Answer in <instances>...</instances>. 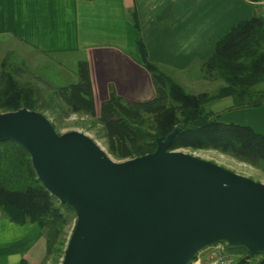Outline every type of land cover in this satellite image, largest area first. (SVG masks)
I'll use <instances>...</instances> for the list:
<instances>
[{
	"label": "water",
	"instance_id": "95a60500",
	"mask_svg": "<svg viewBox=\"0 0 264 264\" xmlns=\"http://www.w3.org/2000/svg\"><path fill=\"white\" fill-rule=\"evenodd\" d=\"M179 130L154 152L116 161L42 112L0 113V143L22 146L46 190L75 211L61 264H192L219 244L264 264V183L170 150Z\"/></svg>",
	"mask_w": 264,
	"mask_h": 264
},
{
	"label": "trees",
	"instance_id": "16d2710c",
	"mask_svg": "<svg viewBox=\"0 0 264 264\" xmlns=\"http://www.w3.org/2000/svg\"><path fill=\"white\" fill-rule=\"evenodd\" d=\"M244 1L264 5V0ZM134 20L139 29L136 12ZM138 45L140 62L151 73L155 86V96L150 100L127 99L111 86L109 98L98 112L89 63L80 61L79 82L55 91L64 106L55 102L53 94L46 102L38 87L19 81L17 71L9 69L6 58L0 73V113L21 108L43 112L50 107L57 113L86 114L94 120L93 125H99L98 132L117 160L154 152L158 138L165 139L180 129L170 150H216L256 167L264 166V133L222 122L211 109L213 103L226 97L234 99L235 109L264 105V91L258 88L264 83V16L254 14L235 25L201 63L205 80L224 83L213 94L187 92L171 74L149 59L142 39ZM0 211L14 223L37 224L41 228L47 241L46 258L64 257L66 231L76 219L75 211L46 190L38 180L29 153L13 140L0 143ZM226 249L238 257L237 264H256L259 257L243 248ZM20 264L28 263L23 259Z\"/></svg>",
	"mask_w": 264,
	"mask_h": 264
},
{
	"label": "crops",
	"instance_id": "0c3cea01",
	"mask_svg": "<svg viewBox=\"0 0 264 264\" xmlns=\"http://www.w3.org/2000/svg\"><path fill=\"white\" fill-rule=\"evenodd\" d=\"M254 14L264 16V5L244 0H0V45L11 43L19 52L46 59L80 56L88 61L99 112L111 86L130 100L155 96L151 73L140 62V39L149 59L175 76L201 65L231 28ZM234 104L226 97L211 109L222 122L264 130V105L235 109ZM46 255L47 241L37 224L19 225L0 213V264L23 259L43 264Z\"/></svg>",
	"mask_w": 264,
	"mask_h": 264
},
{
	"label": "rangeland",
	"instance_id": "374dc122",
	"mask_svg": "<svg viewBox=\"0 0 264 264\" xmlns=\"http://www.w3.org/2000/svg\"><path fill=\"white\" fill-rule=\"evenodd\" d=\"M18 48V47H16ZM7 58V65L9 69L17 71L18 79L22 84H29L34 87H38L46 98V102L49 100V96L53 94L56 103L63 104L61 98L55 96L59 88L68 86L70 84L79 82V63L80 56H69V57H54L45 58L40 57L37 54H29L25 52H19L15 49L11 43L0 45V73L2 72L4 60ZM170 74V73H169ZM175 80L184 86L187 92L191 94L209 93L213 94L224 84L221 80L211 82L204 79V74L201 66L197 62L191 69L184 73L171 75ZM259 89L264 91V83L258 86ZM49 120L55 125V129L58 133H64L71 130H79L90 137L95 139L106 152L116 161L117 160L108 150L106 140L103 139L98 132L99 125H93L94 120L86 114H72L68 111H62L57 113L50 107L43 110V112ZM259 132L264 133V130L260 129ZM179 151L190 153L196 157L204 160L211 161L218 165H221L237 174L249 177L257 182L264 183V166L256 167L250 163L240 161L230 155L221 153L216 150H204V149H193V148H179ZM1 213V211H0ZM75 214L73 215V217ZM76 219H74L68 226L66 231L67 243L73 232ZM215 247L222 249L223 246L215 245L214 247L207 248L203 251L199 257H204L208 253L216 251ZM233 253L236 251L232 250ZM261 257H257L255 261H259ZM63 259V258H62ZM62 259L56 256L46 258L44 264H61ZM256 262V263H257Z\"/></svg>",
	"mask_w": 264,
	"mask_h": 264
},
{
	"label": "built area",
	"instance_id": "2783aa9c",
	"mask_svg": "<svg viewBox=\"0 0 264 264\" xmlns=\"http://www.w3.org/2000/svg\"><path fill=\"white\" fill-rule=\"evenodd\" d=\"M213 251L216 252L208 253L203 258L199 257V254L192 264H237L238 257L230 253L225 246H223L222 249L215 247Z\"/></svg>",
	"mask_w": 264,
	"mask_h": 264
},
{
	"label": "clouds",
	"instance_id": "9594fccd",
	"mask_svg": "<svg viewBox=\"0 0 264 264\" xmlns=\"http://www.w3.org/2000/svg\"><path fill=\"white\" fill-rule=\"evenodd\" d=\"M193 39H194V38H193ZM187 47H188V45H187V44H184V45H183V48H187Z\"/></svg>",
	"mask_w": 264,
	"mask_h": 264
},
{
	"label": "flooded vegetation",
	"instance_id": "af4514ba",
	"mask_svg": "<svg viewBox=\"0 0 264 264\" xmlns=\"http://www.w3.org/2000/svg\"><path fill=\"white\" fill-rule=\"evenodd\" d=\"M260 257L262 258V256H260ZM261 258L259 259V261L261 260ZM259 261H258V262H259ZM258 262H257V263H258ZM257 263H256V264H257Z\"/></svg>",
	"mask_w": 264,
	"mask_h": 264
},
{
	"label": "bare ground",
	"instance_id": "6f19581e",
	"mask_svg": "<svg viewBox=\"0 0 264 264\" xmlns=\"http://www.w3.org/2000/svg\"><path fill=\"white\" fill-rule=\"evenodd\" d=\"M219 245H223V244H219ZM223 246H225V245H223ZM226 247V246H225ZM210 248V247H209ZM201 254V253H200Z\"/></svg>",
	"mask_w": 264,
	"mask_h": 264
}]
</instances>
